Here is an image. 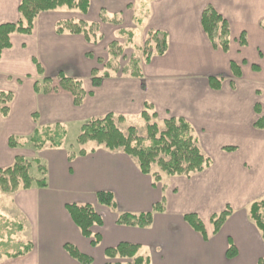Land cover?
<instances>
[{"label": "crops", "instance_id": "crops-1", "mask_svg": "<svg viewBox=\"0 0 264 264\" xmlns=\"http://www.w3.org/2000/svg\"><path fill=\"white\" fill-rule=\"evenodd\" d=\"M19 1L0 0V25L17 20ZM88 2L85 14L64 8L39 14L32 33L11 35V47L1 53L0 92L11 93L12 101L8 114L0 116V169L24 156L19 151L24 149L8 146L10 137L28 138L38 126L82 125L107 114L122 117L124 123L128 118H141L145 106L161 122L185 120L211 164L190 177L161 175L155 182L141 174L136 160L122 150L111 152L89 142L36 151V158L45 163L47 187L0 192L10 197L8 204L15 209L9 215L33 225L32 249L15 258L3 256L0 264H79L64 251L66 243L90 257L91 264L108 263L104 251L121 243L138 246L137 255L147 257L150 264H255L264 257L260 247L264 241L248 208L264 200V129L254 126L264 116V0ZM137 4L141 11L151 6L145 11H149L145 23L136 20L133 8ZM207 5L228 24L227 51L213 47L202 29L201 14ZM126 11L124 21L121 14ZM63 21L95 23L101 39L94 44L81 35H58L57 24ZM122 30L133 33L122 50L125 46L140 48L149 32L160 31L167 35L166 51L149 61L141 53L136 58L139 78L110 71L109 78L93 87V70L100 69L99 63L109 57L108 48L118 44ZM136 37L140 41L135 45ZM81 70L86 96L79 106L71 93L59 87L58 80L53 79L55 89L49 93L34 91L35 82L55 78L60 71L80 80ZM28 76L30 81L22 86ZM212 78L218 87H212ZM81 150L84 155L69 160L71 153ZM98 192L113 195L115 211L97 204ZM72 203L89 204L101 216L102 225L91 229L100 237L96 247L69 217L65 206ZM157 204H162V210L154 212ZM226 208L231 213L214 234L210 220ZM149 212L152 221L147 228L116 223L119 214ZM187 214L199 217L206 239L185 222ZM230 244L236 249L233 259L226 257Z\"/></svg>", "mask_w": 264, "mask_h": 264}, {"label": "trees", "instance_id": "trees-1", "mask_svg": "<svg viewBox=\"0 0 264 264\" xmlns=\"http://www.w3.org/2000/svg\"><path fill=\"white\" fill-rule=\"evenodd\" d=\"M88 0H20L17 5V20L14 23L0 25V56L1 53L11 47L10 36L13 34L30 35L33 31V24L39 14L67 9L69 11H79L85 14L88 10ZM104 21V18H101ZM114 21V20H113ZM118 24V22L114 23ZM202 29L215 48L223 51L228 50L229 45V27L223 17L211 6L207 5L201 14ZM98 26L95 23H86L83 21H63L57 24L56 33L61 35L67 33L70 35H81L86 42L97 43L101 36L98 33ZM121 36H126L130 41L133 33L122 30ZM167 48V35L160 31H151L141 47L142 56L145 61H149L154 55H163ZM123 53L122 48L117 43H112L108 48L109 58L104 65L105 70H93L91 74V83L93 87H98L103 79L109 78L110 71H114V61ZM38 72L41 68L36 63ZM123 73H129L131 77L139 78L140 70L138 60L131 59L128 66L123 69ZM100 72V75H97ZM53 79L58 80L59 87L68 91L73 96L76 106H79L86 96L80 80L68 77L63 71L57 73L55 78H44L41 83H34L35 93H49L55 88L52 86ZM212 87H218L217 80H210ZM12 101V94L9 92H0V116L5 117L9 112V104ZM155 113L149 112V107L141 113V119L146 124V136L138 135L137 129L128 127L125 131L117 127V123H122V117H115L113 114H107L99 119H91L80 126V133L76 138L75 144L70 147L83 146L89 142L103 146L108 151L122 150L129 157L136 160L137 167L141 174L149 175L155 182L160 181L161 175L169 177L182 176L190 177L207 169L211 162L198 146V141L194 135L193 128L181 118H169L162 122L163 130L159 131L155 119ZM37 121L36 116L33 117ZM255 128L264 129V116L259 118ZM66 137V130L60 124L38 126L32 134L26 138L31 148L40 151L43 148H61ZM20 138L10 137L8 146L10 148L23 149L19 141ZM83 150L77 154L71 153L69 160L75 155H84ZM36 164L40 178L34 179L30 175V168ZM47 172L37 159L33 161L26 160L18 156L14 164L6 169H0V192L14 193L18 190H29L31 188L44 189L47 187ZM98 205L103 206L110 211L116 210L114 197L109 192H98L95 195ZM65 209L72 222L79 230L80 234L90 240L92 247L99 244L100 237L92 234L91 229L94 226L102 225V218L97 214L94 208L89 205H78L75 203L67 204ZM162 204L153 207V211H161ZM231 211L226 208L221 213L211 218L213 233L216 234ZM248 215L261 239L264 241V200L252 203L248 208ZM185 222L197 233L206 239L204 226L196 214L184 215ZM152 221V213L143 214H119L116 223L118 225L133 226L138 228H147ZM32 249L31 244L23 245V250L14 254H5L8 258H15L29 253ZM64 251L79 264H91L92 259L80 253L75 246L66 243L63 246ZM139 247L127 243H121L115 248H108L104 251V256L109 260L106 264H150L147 257L138 256ZM236 249L230 244L226 257L233 259L236 257ZM116 258L126 260L127 262L114 261ZM255 264H264V257L257 260Z\"/></svg>", "mask_w": 264, "mask_h": 264}, {"label": "rangeland", "instance_id": "rangeland-1", "mask_svg": "<svg viewBox=\"0 0 264 264\" xmlns=\"http://www.w3.org/2000/svg\"><path fill=\"white\" fill-rule=\"evenodd\" d=\"M139 9H140L139 4H137V6L133 8V10L136 13L135 15L136 20L140 19L141 22L143 21L145 23V21L148 20L146 15L148 16L149 14V11H148V14L147 12L145 13V11H147V9L150 10L151 6L149 7L147 6L145 10L143 9L142 11L140 9L141 14L139 13ZM127 11L121 14L124 21L128 15ZM126 31L131 32V30H126ZM126 41H127L126 36L121 37V39L118 40L119 46L123 48L122 45H124ZM139 41H140L139 37H136L134 40V44L136 45V43H138ZM142 46H139L140 48H134V49L131 46H125L126 49L123 50V53L121 54V56L114 61V65H115L113 69L114 73H118V74L123 73L124 72L123 69L128 66V63L131 59L135 60L136 58L141 57V53H142L141 47ZM104 53L106 54V49H104ZM104 53H103V57H104ZM108 60H111V58H109L108 56H107V59L105 58L104 60H102L98 66V68L100 69H97V71H100L102 73L103 70L100 66L102 65L104 66L108 62ZM100 72H97L98 76L100 75ZM83 73H84L83 70H81V73L78 72L79 77H80L79 79L82 84L84 83V80L86 79V77L84 76L85 74ZM30 79H31L30 76L24 77L22 86L26 82L30 81ZM41 82L42 81H40L39 83ZM36 118H37V115H36ZM151 122L157 123L159 127V131L163 130V125H162L163 121L161 122L155 118L151 120ZM80 126L81 124H74V125L67 124L64 126L66 130V137L64 140V144H63L64 147L69 148L71 145L75 144L76 138L78 137L79 132H80ZM117 127L123 131H125L128 127H134L137 129L139 136H142V137L146 136V124L140 117L139 118H128L125 120L124 123L123 122L117 123ZM19 140H21L19 142L21 143V145H23V149H24V150H19V151H23L22 155L24 156L22 157L29 161L35 160L37 152L31 148V145L28 143V140L26 138H22ZM36 159L43 166H45V163L43 162L42 159H39V158H36ZM30 175L34 179L40 178L36 164L32 165V167L30 168ZM9 200H11L10 197L3 196L0 193V258L5 256V254H14L16 252L22 251L23 245L27 243L33 244V240H34L33 225L28 220L26 223L24 220L21 222V219L17 218L16 216L9 215L11 213L12 214L15 213L14 212L15 209L13 208V206H10V204H8V202H10ZM25 225H27L26 232H24ZM260 247L262 248L263 253H264V242L260 243Z\"/></svg>", "mask_w": 264, "mask_h": 264}]
</instances>
